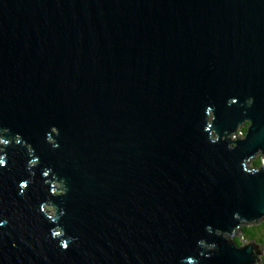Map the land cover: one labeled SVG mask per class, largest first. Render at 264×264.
<instances>
[{"label": "water", "instance_id": "obj_1", "mask_svg": "<svg viewBox=\"0 0 264 264\" xmlns=\"http://www.w3.org/2000/svg\"><path fill=\"white\" fill-rule=\"evenodd\" d=\"M0 139V264H259L264 0H0Z\"/></svg>", "mask_w": 264, "mask_h": 264}, {"label": "rangeland", "instance_id": "obj_2", "mask_svg": "<svg viewBox=\"0 0 264 264\" xmlns=\"http://www.w3.org/2000/svg\"><path fill=\"white\" fill-rule=\"evenodd\" d=\"M241 129L242 128H239L240 131H242ZM0 143H1V139H0ZM248 164H250V162ZM50 210L52 211L51 207ZM247 226H252V229L255 234V238L249 239L246 236H244L243 233L242 235L244 236V238L246 237L245 240L252 241L262 248V253H260L258 256V261L259 264H264V218L256 222L249 223L247 224Z\"/></svg>", "mask_w": 264, "mask_h": 264}, {"label": "trees", "instance_id": "obj_3", "mask_svg": "<svg viewBox=\"0 0 264 264\" xmlns=\"http://www.w3.org/2000/svg\"><path fill=\"white\" fill-rule=\"evenodd\" d=\"M245 129H246V127L242 128L243 131H245ZM260 163H261V157L256 158V159H252L251 166H258V165H260ZM242 233L244 236H246L249 239L255 238V234H254V231L252 229V226H247V225L242 226ZM234 240L237 244H241L240 243L241 241L237 237H234Z\"/></svg>", "mask_w": 264, "mask_h": 264}, {"label": "flooded vegetation", "instance_id": "obj_4", "mask_svg": "<svg viewBox=\"0 0 264 264\" xmlns=\"http://www.w3.org/2000/svg\"><path fill=\"white\" fill-rule=\"evenodd\" d=\"M246 124H247V123H244V124L242 125L241 128L246 127ZM241 130H242V129H241ZM242 132H244V131L242 130ZM260 157H261L260 154H257L256 157H255L254 159H256V158H260Z\"/></svg>", "mask_w": 264, "mask_h": 264}, {"label": "built area", "instance_id": "obj_5", "mask_svg": "<svg viewBox=\"0 0 264 264\" xmlns=\"http://www.w3.org/2000/svg\"><path fill=\"white\" fill-rule=\"evenodd\" d=\"M237 135H238V136H242V135H243V132H242V131H240V130L238 129V131H237V134H236V136H235V137H237Z\"/></svg>", "mask_w": 264, "mask_h": 264}]
</instances>
